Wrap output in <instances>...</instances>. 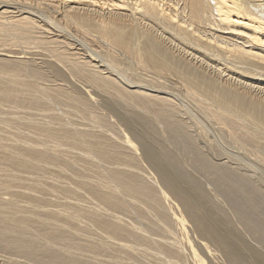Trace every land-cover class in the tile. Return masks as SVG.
<instances>
[{"label": "bare ground", "instance_id": "obj_1", "mask_svg": "<svg viewBox=\"0 0 264 264\" xmlns=\"http://www.w3.org/2000/svg\"><path fill=\"white\" fill-rule=\"evenodd\" d=\"M263 169L264 0H0L11 260L264 264Z\"/></svg>", "mask_w": 264, "mask_h": 264}, {"label": "rangeland", "instance_id": "obj_2", "mask_svg": "<svg viewBox=\"0 0 264 264\" xmlns=\"http://www.w3.org/2000/svg\"><path fill=\"white\" fill-rule=\"evenodd\" d=\"M201 143V146L202 145H204L205 146V144H206V142L204 141V139H200L199 140ZM243 157H241V159H242ZM218 159H219V157H218ZM243 159H245V157L243 158ZM233 162H235V161H233ZM177 171H179V170H177ZM181 171V172H180ZM179 172H176L175 171V174H176V176H179V177H184V179L185 180H187V179H189L190 178V176L192 177H194V178H197V180H199L201 183H202V186H203V188L204 189H206V190H208V192H210L209 191V189L208 188H210V189H212L213 190V187L214 186H211L210 184H209V182H208V177H204V175H205V173L203 172V171H201V170H199V168H197V167H188V168H185V167H182L181 168V170H180ZM261 172L262 173H264V169L263 170H261ZM190 175V176H189ZM182 177V178H183ZM187 177H189V178H187ZM192 177V178H193ZM205 178V179H204ZM205 180V181H204ZM206 182V183H205ZM208 182V183H207ZM206 185V186H205ZM216 189L217 188H215L214 187V190L213 191H216ZM263 190H264V188H262ZM213 191H211L212 193H213ZM210 192V193H211ZM211 193V194H212ZM223 198V197H222ZM218 200H221V197H219V199ZM214 201L216 202L217 201V199L215 200L214 199ZM226 213L229 215L230 214V217H231V220L230 221H232V224L233 225H236L238 228H242V230H240V232L242 233V235L244 236V239L247 241V243L248 244H250V245H252V246H254V247H256V248H259V251H260V254H263L264 255V241H262V239L260 238V241H258L259 239L257 238V237H251V235L250 234H246V230H245V228L238 222V220H237V217H236V219H235V217L233 216H231V212H230V210L228 209V207H226ZM233 218H234V220H233ZM236 222V223H235ZM240 224V226H238ZM244 229V230H243ZM246 235H248V236H246ZM246 237V238H245ZM263 243V244H262ZM10 257V255L9 254H7V253H5V252H2V251H0V264H23V263H18V261H13V260H11V258H9Z\"/></svg>", "mask_w": 264, "mask_h": 264}]
</instances>
